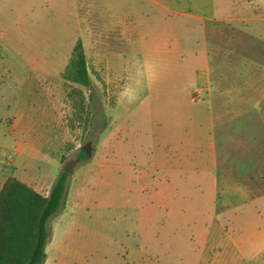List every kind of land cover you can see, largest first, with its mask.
Wrapping results in <instances>:
<instances>
[{
	"label": "rangeland",
	"instance_id": "obj_1",
	"mask_svg": "<svg viewBox=\"0 0 264 264\" xmlns=\"http://www.w3.org/2000/svg\"><path fill=\"white\" fill-rule=\"evenodd\" d=\"M188 18L151 0H0V133L31 156L0 153V187L18 175L45 194L92 148L48 223L44 264H264V38ZM78 39L91 88L63 78ZM192 39L208 49L204 82L180 49ZM227 182L248 197L230 201Z\"/></svg>",
	"mask_w": 264,
	"mask_h": 264
},
{
	"label": "trees",
	"instance_id": "obj_2",
	"mask_svg": "<svg viewBox=\"0 0 264 264\" xmlns=\"http://www.w3.org/2000/svg\"><path fill=\"white\" fill-rule=\"evenodd\" d=\"M64 80L91 88L85 46L78 39L63 72ZM80 159H88L83 148ZM69 174L61 171L48 196L16 177L0 187V264H44L49 243L48 223L65 203Z\"/></svg>",
	"mask_w": 264,
	"mask_h": 264
},
{
	"label": "crops",
	"instance_id": "obj_3",
	"mask_svg": "<svg viewBox=\"0 0 264 264\" xmlns=\"http://www.w3.org/2000/svg\"><path fill=\"white\" fill-rule=\"evenodd\" d=\"M152 3L156 4L157 6L161 7L163 10H167V11H174V12H178L182 15H185L186 17H189L188 19H193L196 21H208V22H222V23H227L230 25H234V26H241L245 29H247L250 32H259L263 35L264 38V8L261 10L257 4H252L251 2L247 3L244 2L242 0H236L235 2L232 3V5L229 7H227V10H229L230 12L227 15H217L216 16V12L213 13V15H209V10L213 9L214 10V3L211 4V0H191L189 2V5L187 7V10H176L175 8H171L169 5H162L160 4V2L158 0H151ZM214 12V11H213ZM255 25V26H252ZM255 27V28H254ZM169 35L165 36L164 39V47L166 48L165 45V41L166 38L168 39ZM190 45L191 49L190 52H188V54L183 50V48H186V46ZM189 46V47H190ZM168 53H171L170 50L168 48H166ZM181 52H184L186 56L192 57V58H200L203 61V68L200 71V73L202 74V82H204L205 79V74H206V70L208 67L207 64V60L205 57H208V53L207 50H202L201 52L199 51L196 54V48L193 45V39L192 41L188 42L187 44H185V47H180ZM204 49V48H203ZM198 50V49H197ZM172 54V53H171ZM178 60V59H177ZM179 61V60H178ZM181 62V61H179ZM183 63V62H182ZM209 121L212 125V127L210 128L209 132H211L213 135H215L216 132V122H215V117L214 116H209ZM3 133H0V153H7V152H11L14 153V155L18 156L21 155L20 157H24L27 159H30L31 156L30 154H27V151L23 150L24 152H22V148L23 147L21 144H19V142H16V139H14L15 134H7L5 137H3L2 135ZM5 135V134H4ZM14 135V136H13ZM24 135V134H22ZM21 135V136H22ZM213 137V136H212ZM11 140L13 142H15V145H13L12 149L7 150L6 149V145L7 143L11 142ZM214 141V139H213ZM197 143V142H196ZM196 146H201V144L196 145ZM18 147V149H16ZM211 152H217V149L214 147L212 148ZM35 159V158H32ZM217 160H215L216 163ZM1 162V161H0ZM214 163V165H215ZM217 166V163H216ZM0 167L3 168L2 171L7 172L5 169V166H2L0 164ZM16 169L14 167L11 168ZM14 177H17L18 179H20L21 181L25 182L26 184H28L29 186H31L32 188H34L35 190H37L38 192H40L41 194L48 196L52 186H50V188L48 189V191H46V193H42V189H38L35 185H33L32 183H30L29 181H27L26 179H22L20 176L18 175H14ZM220 184V181H216V185L218 186ZM226 188L227 190H230V193L228 194L229 200L233 201L234 199H236V197H238L239 199L245 200L249 193H250V188L249 187H238V188H233L230 186V184L227 182L226 184ZM216 186V187H217ZM217 189V188H216ZM231 207V206H230ZM228 207V208H230ZM219 216L216 215V219L218 220ZM202 264H219V259L218 258H214L212 259L210 262L206 261V260H201Z\"/></svg>",
	"mask_w": 264,
	"mask_h": 264
},
{
	"label": "water",
	"instance_id": "obj_4",
	"mask_svg": "<svg viewBox=\"0 0 264 264\" xmlns=\"http://www.w3.org/2000/svg\"><path fill=\"white\" fill-rule=\"evenodd\" d=\"M83 150H84V152L87 154L88 157H91V156H92V148H91V143H90V142L87 143V144L83 147ZM79 161H80V158H77V159H75V160H71V161H69V162L66 164V166L64 167L63 172H65V173H67V174H69V175L73 174V172H74V166H75V164H76L77 162H79ZM49 249H50V246H49V244H48L47 247H46V254L49 253Z\"/></svg>",
	"mask_w": 264,
	"mask_h": 264
}]
</instances>
